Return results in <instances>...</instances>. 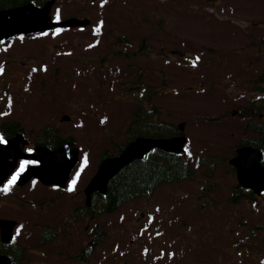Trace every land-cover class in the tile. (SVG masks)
<instances>
[{"label": "rangeland", "instance_id": "rangeland-1", "mask_svg": "<svg viewBox=\"0 0 264 264\" xmlns=\"http://www.w3.org/2000/svg\"><path fill=\"white\" fill-rule=\"evenodd\" d=\"M97 1L53 4L54 17L90 14L93 21L84 28L0 46V60L9 68L0 78V93L13 96L7 100L11 116L4 118L17 122L23 138L27 133L33 138L39 126L78 148L74 191L41 183L31 187L29 180L12 185V191L0 193V217L24 224L17 237L21 244L38 239L47 226L50 240L42 245L50 242L62 252L55 236L68 238L64 250L71 254L94 245L90 264H264V195L254 205L226 201L236 183L227 159L245 119L216 120L247 103L252 80L264 68V0ZM144 10L154 26H142ZM141 36L150 46L146 59L138 57L133 66L120 53L110 56L117 47L132 50ZM99 60L106 66L99 68ZM148 90L155 92L150 97L163 121L183 123L184 157L193 177L162 184L149 197L126 200L110 213L74 216L84 200L80 187L95 171L100 153L114 151V143L125 139L138 97ZM199 154L221 160L203 174ZM240 219L254 223L252 241L236 237ZM99 230L102 241H95Z\"/></svg>", "mask_w": 264, "mask_h": 264}, {"label": "trees", "instance_id": "trees-1", "mask_svg": "<svg viewBox=\"0 0 264 264\" xmlns=\"http://www.w3.org/2000/svg\"><path fill=\"white\" fill-rule=\"evenodd\" d=\"M21 1L23 0H0V8L9 7ZM252 83L255 93L253 91L249 97L250 103L237 107L238 114L245 119V132L243 134L246 135L239 140L238 144L249 143L258 146L262 151V161L264 163V69H260L256 79H253ZM140 109V104H137L133 113V120L130 122V139L138 135L157 137L170 136L178 132L177 127L173 123L155 121L151 117V114L155 115L159 113L155 107L150 106L146 113H141ZM220 160L221 158L216 155H197V164L202 168L204 167L203 174H209L213 170L215 163ZM228 167L232 169L231 166ZM193 174L194 172L189 165V161L183 155L153 149L143 158L132 159L110 178L106 193L99 198L98 208L102 211L111 212L125 200L132 199L138 194L149 196L159 185L173 184L180 180L191 179ZM255 198L256 196L251 190L234 183L230 194L226 197V201L227 205L233 203L248 204L250 202L254 205ZM242 221L240 219L237 222V226L241 229L237 232L236 237L252 241L254 223L251 225L247 221L246 224L251 225L247 227ZM103 235L102 231H97L96 239L102 241ZM240 245H242V242ZM15 253L12 254L14 263Z\"/></svg>", "mask_w": 264, "mask_h": 264}, {"label": "water", "instance_id": "water-1", "mask_svg": "<svg viewBox=\"0 0 264 264\" xmlns=\"http://www.w3.org/2000/svg\"><path fill=\"white\" fill-rule=\"evenodd\" d=\"M50 5L51 1L47 2L42 8H36L26 4L15 9L0 10V40H3L8 35L17 31L28 32L47 29L54 25L82 24V22L78 20L70 19L60 22L50 21L48 14ZM14 139L15 138H12L4 144H0V182L14 166L13 161L7 163V156H12L14 159L17 155H22L20 152L21 144H16ZM184 141L185 137L183 135L159 138H137L130 143L120 155L107 158L99 165L96 173L91 179L89 189L96 188L103 191L109 177L115 174L131 159L143 157L151 148L156 147L164 151L178 153L182 149ZM72 145L73 144L70 143L69 150L67 149L68 152L70 151V154L64 155L63 157L59 156L64 163L65 171L56 177L58 183H62L61 181L64 180L67 172H69L70 168L76 163L77 150ZM11 149L15 151L13 154L6 152ZM260 157L261 152L257 147L245 144L237 147L235 155L229 159V163L236 168L238 182L257 193L260 192V190H264V166L260 162ZM52 160L54 172L61 173L57 170L60 162L56 160L55 157L52 158ZM2 228V233L3 231L8 233L10 230V223L2 222Z\"/></svg>", "mask_w": 264, "mask_h": 264}, {"label": "flooded vegetation", "instance_id": "flooded-vegetation-1", "mask_svg": "<svg viewBox=\"0 0 264 264\" xmlns=\"http://www.w3.org/2000/svg\"><path fill=\"white\" fill-rule=\"evenodd\" d=\"M4 72H6V69L4 71V68L2 66H0V78H1L2 75H4L3 74ZM1 94H3V93H0V101H1ZM3 103L4 102L2 100L0 102V114L1 113H4V114L6 113V114L10 115L9 114V110H12V107H10L9 110H8V107L4 106ZM5 121H3V120L0 121V128H1L2 131L12 132V131H14L16 129H19V126H18L16 121H11V122H8V123H5ZM25 139L27 140L26 144H48L46 141H47V139H49V136H48V134H44V135L41 136V138L39 140H35V139L33 140V138L28 137V133H27V136H26ZM43 229H44V231H46L48 233V228L46 226Z\"/></svg>", "mask_w": 264, "mask_h": 264}, {"label": "snow or ice", "instance_id": "snow-or-ice-1", "mask_svg": "<svg viewBox=\"0 0 264 264\" xmlns=\"http://www.w3.org/2000/svg\"><path fill=\"white\" fill-rule=\"evenodd\" d=\"M6 190V189H5Z\"/></svg>", "mask_w": 264, "mask_h": 264}]
</instances>
